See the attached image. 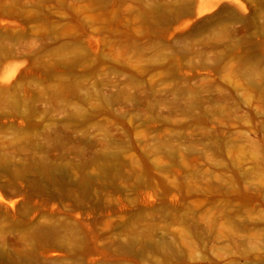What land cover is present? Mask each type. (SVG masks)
<instances>
[{"label":"rangeland","instance_id":"obj_1","mask_svg":"<svg viewBox=\"0 0 264 264\" xmlns=\"http://www.w3.org/2000/svg\"><path fill=\"white\" fill-rule=\"evenodd\" d=\"M0 264H264V0H0Z\"/></svg>","mask_w":264,"mask_h":264}]
</instances>
